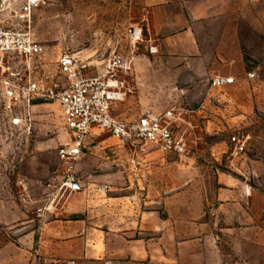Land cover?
<instances>
[{"label": "crops", "instance_id": "1", "mask_svg": "<svg viewBox=\"0 0 264 264\" xmlns=\"http://www.w3.org/2000/svg\"><path fill=\"white\" fill-rule=\"evenodd\" d=\"M229 21L222 0H163L146 8L145 42L132 56L134 94L116 107L114 116L133 120L176 106L191 143L202 141L206 151H223L222 142L216 145L220 129L253 130L252 94L241 88L248 80L243 73L247 61L227 40ZM148 47L155 52L149 55ZM216 76L234 83L209 88L207 80ZM121 108L124 112L118 113ZM103 135L92 130L85 149L94 139L93 146L104 141ZM193 155L185 161L189 166H179L181 184L176 187L151 183L152 177L142 172L158 158L173 159L158 151L145 156L138 175H132L138 184L117 189L82 184V192L63 212L48 216L39 234L27 219L15 241L13 206L5 196L0 202V264H217L216 236L252 221L247 202L259 192L247 183L249 175L253 178L247 171L244 181L218 172L219 188L183 184L201 175L196 162L205 157Z\"/></svg>", "mask_w": 264, "mask_h": 264}, {"label": "rangeland", "instance_id": "2", "mask_svg": "<svg viewBox=\"0 0 264 264\" xmlns=\"http://www.w3.org/2000/svg\"><path fill=\"white\" fill-rule=\"evenodd\" d=\"M162 1L41 0L32 15L31 32L41 44L42 54L34 60L31 79L39 87L50 86L57 72L58 58L66 51L88 60L93 66H98L112 52L129 53L127 29L132 25L141 26L145 9ZM222 2L230 20L227 40L232 48L238 46L241 49L247 61L244 76L247 78L249 72L254 74L241 87L252 94L254 128L250 131L249 127L220 129L222 136L216 145L222 142L223 151L203 150L202 141L190 143L191 152L203 155L205 161L196 162L202 169L201 175L191 177L183 184L219 188L216 185L218 172L235 175L242 181L245 171L253 174V178L247 177V183L259 193L247 202V215L252 221L216 236L217 264H264V204L261 196L264 195V111H261L264 110V0ZM11 93L8 86L0 84V202L3 203L6 196L7 202L12 203L15 241L26 226L22 223L33 218L27 196L35 195L38 187L58 169L55 151L67 142V135L56 104L28 105L23 96ZM117 112L122 113L124 109H117ZM234 131L249 135L244 152L235 155L234 144L230 141ZM189 139L193 141L192 137ZM94 141L90 143V149L83 151L77 164L85 187L97 184L117 189L122 184H138L132 178L137 173L129 169L127 154L114 138L98 141L93 146ZM180 165L189 166L185 161L158 158L155 165H147L142 172L152 177L151 183L176 187L181 184L176 177ZM101 177L107 181H96Z\"/></svg>", "mask_w": 264, "mask_h": 264}, {"label": "built area", "instance_id": "3", "mask_svg": "<svg viewBox=\"0 0 264 264\" xmlns=\"http://www.w3.org/2000/svg\"><path fill=\"white\" fill-rule=\"evenodd\" d=\"M40 1L0 0V84L8 86L10 95L16 92L23 96L28 105L56 104L67 135V142L55 151L58 169L38 187L35 195L27 196L32 205V224L38 234L48 216L63 212L70 200L82 192L77 164L92 130L114 138L127 154V163L134 172L152 151L181 162L194 158L188 126L181 127L180 108L171 106L159 113L147 112L133 120L114 116L116 107L134 94L132 56L138 45L145 42L144 30L139 25L127 29L129 53L112 52L99 66H93L66 51L58 58L50 86L39 87L31 79L34 60L42 54V46L31 32L32 15ZM154 50L148 47L146 52L151 55ZM253 77V73H247L248 79ZM233 83L232 78L222 76L207 80L209 88H224ZM248 140L242 132H232L233 154L244 152ZM36 258L40 260L39 256Z\"/></svg>", "mask_w": 264, "mask_h": 264}, {"label": "water", "instance_id": "4", "mask_svg": "<svg viewBox=\"0 0 264 264\" xmlns=\"http://www.w3.org/2000/svg\"><path fill=\"white\" fill-rule=\"evenodd\" d=\"M110 136L107 135V134H104L103 137L101 139H104V138H109Z\"/></svg>", "mask_w": 264, "mask_h": 264}]
</instances>
